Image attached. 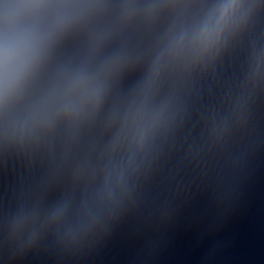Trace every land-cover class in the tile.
<instances>
[{
	"label": "water",
	"instance_id": "obj_1",
	"mask_svg": "<svg viewBox=\"0 0 264 264\" xmlns=\"http://www.w3.org/2000/svg\"><path fill=\"white\" fill-rule=\"evenodd\" d=\"M0 264H264V0H0Z\"/></svg>",
	"mask_w": 264,
	"mask_h": 264
},
{
	"label": "clouds",
	"instance_id": "obj_2",
	"mask_svg": "<svg viewBox=\"0 0 264 264\" xmlns=\"http://www.w3.org/2000/svg\"><path fill=\"white\" fill-rule=\"evenodd\" d=\"M31 47V39L26 35L14 36L10 42L5 41L0 46V68L7 69L9 65L15 64L22 70L30 55Z\"/></svg>",
	"mask_w": 264,
	"mask_h": 264
}]
</instances>
